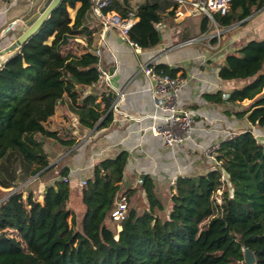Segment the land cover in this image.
Instances as JSON below:
<instances>
[{"label":"trees","instance_id":"1","mask_svg":"<svg viewBox=\"0 0 264 264\" xmlns=\"http://www.w3.org/2000/svg\"><path fill=\"white\" fill-rule=\"evenodd\" d=\"M164 3L113 0L103 10L132 11L128 36L149 47L160 41L155 23L173 12L165 11ZM91 7L90 0H61L0 64V186L7 188L0 199V264H245L244 247L253 251L254 264H264V144L251 128L218 143L217 167L177 176L167 210L151 177L144 175L140 186L147 207L140 212L130 208L120 221L111 216L116 200L128 192L120 191L125 150L93 165L80 190L84 210L79 223L69 206L67 166L45 185L41 200L31 189L15 188L20 176L54 166L46 138L73 142L46 124L64 97L82 125L99 121L101 127L112 119L113 93L82 89L99 78L97 55L71 45L74 37L89 33L84 18ZM263 7L264 0H232L215 20L229 25ZM69 8L75 9L73 16ZM202 16L205 31L210 20ZM153 67L172 76L178 70L161 62ZM218 74L243 80L225 100L241 104L249 99L235 114L252 126H264V35L226 53Z\"/></svg>","mask_w":264,"mask_h":264},{"label":"crops","instance_id":"2","mask_svg":"<svg viewBox=\"0 0 264 264\" xmlns=\"http://www.w3.org/2000/svg\"><path fill=\"white\" fill-rule=\"evenodd\" d=\"M45 1L0 0V64L14 51L7 48L21 33L25 20L36 14ZM141 1L133 0L134 3ZM162 1H165V11L173 12L155 23L160 31V41L149 47H133L117 28L103 29L92 8L86 12L84 25L89 33L74 37L72 46L75 51L87 48L95 53L100 49V67L110 75L111 85L106 89L100 81H95L82 89L84 93L96 94L111 91L117 100L116 106L111 108L112 119L101 127H98L99 121L92 127L82 125L64 97L46 124L49 129H56L61 138L73 139V142L61 143L46 138L44 146L50 155L49 165L54 163V166L47 170L45 167L27 178L20 176L15 188L31 189L41 200L45 185L54 180L61 167L67 166L71 188L69 206L77 219L78 211L83 213L84 210L80 180L92 174L93 165L100 159L125 150L127 158L120 191L128 190V210L134 208L140 212L148 205L141 182H138L144 175L151 177L167 210L171 204V187L177 176L197 175L217 167L215 152H208L207 148L253 127L245 116L235 114L249 99H244L241 104L225 100L229 91L241 85L243 80L225 79L218 73L226 53L235 51L249 39L264 35V7L229 25H220L215 20L220 34L210 37L208 35L214 29L210 26L205 31L200 29L202 13H196L187 3ZM9 22L14 24L4 32L2 29ZM195 35H201V39L177 44ZM147 61L178 68L175 75L182 79L177 99L194 115L191 136L182 146H167L151 129V125L161 121L164 113L154 107L153 81L139 67ZM166 193H169L167 202L164 199Z\"/></svg>","mask_w":264,"mask_h":264},{"label":"built area","instance_id":"3","mask_svg":"<svg viewBox=\"0 0 264 264\" xmlns=\"http://www.w3.org/2000/svg\"><path fill=\"white\" fill-rule=\"evenodd\" d=\"M92 3V9L95 11L98 19L100 20L103 29L109 27H115L124 36V38L135 48H139L140 45L129 38L128 29L134 22L133 12L128 11L126 15H122L114 9L103 10L108 7L113 0H90ZM177 3H187L196 13H202L206 15L210 21H215V13L224 14L232 0H175ZM14 22H9L2 29L4 32L8 31ZM220 29L217 27L208 36H219ZM201 39V35H195L179 41L177 44H189ZM97 55L96 65L99 70V78L104 88L108 89L111 85L110 75L103 71L100 67V49L95 50ZM140 69L152 79V99L154 107L163 111L161 121L157 124L151 125V129L156 134L160 135L164 143L169 147L182 146L186 140L191 136V131L194 124V115L190 110L182 106L177 99V91L181 82V77L177 75H169L165 72H160L154 69L151 61L140 64ZM117 100L112 98L109 109L116 106ZM217 144H214L207 148L208 152H215ZM215 158V156H214ZM226 181V176L223 173L221 177ZM65 180H68V176H64ZM138 182H142V177L138 179ZM80 185L83 186L86 183L85 178L80 180ZM220 189L218 192L220 193ZM128 214L127 195L122 193L116 200V204L111 211V216L120 221L126 218Z\"/></svg>","mask_w":264,"mask_h":264},{"label":"water","instance_id":"4","mask_svg":"<svg viewBox=\"0 0 264 264\" xmlns=\"http://www.w3.org/2000/svg\"><path fill=\"white\" fill-rule=\"evenodd\" d=\"M60 1L61 0H46L36 14L25 20V25L22 28L21 33L17 35V37L12 41V43L7 49H17L28 37L35 33L40 27L41 23L44 21V19L60 3ZM256 139L259 142L264 143V138L262 136H256ZM243 252L245 264H254L255 255L253 251L248 247H244Z\"/></svg>","mask_w":264,"mask_h":264},{"label":"rangeland","instance_id":"5","mask_svg":"<svg viewBox=\"0 0 264 264\" xmlns=\"http://www.w3.org/2000/svg\"><path fill=\"white\" fill-rule=\"evenodd\" d=\"M69 12H70L71 16H73L74 13H75V9H73V8H69ZM84 23H86L85 18H84ZM209 26H210V29H215V27H216V22H215V21H210V22H209ZM85 27L88 28L87 26H85ZM74 41H75V40H74ZM73 44H74V42H73L71 45H73ZM72 47H73V46H72ZM73 49H74V48H73ZM251 129H252L253 133H254L256 136H262V137L264 138V126L253 125V127H252ZM263 144H264V143H263ZM1 164H3V161H2ZM0 166H1V165H0ZM18 181H19V179L17 178L16 181H15L16 185L18 184ZM0 190H1V192H0V199H1V198L3 197V195L6 194L7 188L0 187ZM218 193H219V192L217 191V193H216L217 196L219 195ZM164 199H165L166 202L168 201V199H169V193H166V194H165ZM74 206H75V205H74ZM75 207H76V206H75ZM76 208H78V207H76ZM81 215H82V213H81L80 211H78V213H77V219H76L77 223H79V221H80V219H81ZM75 218H76V216H75Z\"/></svg>","mask_w":264,"mask_h":264}]
</instances>
